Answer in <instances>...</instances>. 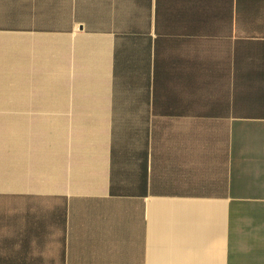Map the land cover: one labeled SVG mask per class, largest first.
I'll return each mask as SVG.
<instances>
[{
    "label": "crops",
    "instance_id": "obj_1",
    "mask_svg": "<svg viewBox=\"0 0 264 264\" xmlns=\"http://www.w3.org/2000/svg\"><path fill=\"white\" fill-rule=\"evenodd\" d=\"M0 90V264H264V0H0Z\"/></svg>",
    "mask_w": 264,
    "mask_h": 264
},
{
    "label": "rangeland",
    "instance_id": "obj_2",
    "mask_svg": "<svg viewBox=\"0 0 264 264\" xmlns=\"http://www.w3.org/2000/svg\"><path fill=\"white\" fill-rule=\"evenodd\" d=\"M31 93H32V95L35 96V99L34 100L36 101L37 100V97L36 96L39 95L37 93L36 89H32ZM6 97H9V96L3 95V94L0 93V101H4V99H6ZM13 108L10 109V108H7V107L3 106L2 104H0V120L2 118H4L5 116L10 115L11 112H12V110H13Z\"/></svg>",
    "mask_w": 264,
    "mask_h": 264
},
{
    "label": "bare ground",
    "instance_id": "obj_3",
    "mask_svg": "<svg viewBox=\"0 0 264 264\" xmlns=\"http://www.w3.org/2000/svg\"><path fill=\"white\" fill-rule=\"evenodd\" d=\"M22 89H5L8 94L11 95V91L16 95V93L20 92ZM49 91V101H56L58 100V89H47Z\"/></svg>",
    "mask_w": 264,
    "mask_h": 264
}]
</instances>
